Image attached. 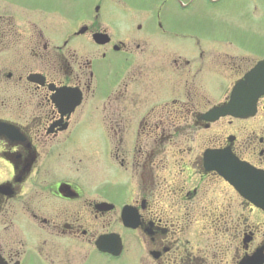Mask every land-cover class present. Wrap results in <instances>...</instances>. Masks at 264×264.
Segmentation results:
<instances>
[{
	"label": "flooded vegetation",
	"instance_id": "obj_1",
	"mask_svg": "<svg viewBox=\"0 0 264 264\" xmlns=\"http://www.w3.org/2000/svg\"><path fill=\"white\" fill-rule=\"evenodd\" d=\"M80 1L0 0V264H239L264 250L258 207L204 160L226 149L264 170V94L231 117H260L241 137L218 129L230 116L205 118L264 58L224 39L226 21L189 17L228 0H115L116 33L105 0L79 16ZM242 7L231 29L264 35V0ZM102 83L101 139L81 140L79 112L96 111Z\"/></svg>",
	"mask_w": 264,
	"mask_h": 264
},
{
	"label": "rangeland",
	"instance_id": "obj_2",
	"mask_svg": "<svg viewBox=\"0 0 264 264\" xmlns=\"http://www.w3.org/2000/svg\"><path fill=\"white\" fill-rule=\"evenodd\" d=\"M136 0H128L130 4H135ZM106 5H103V2L101 4V20L102 22L112 30V32L116 33L119 31V29L125 27V19L123 17V10L120 8V6L115 2V0H105ZM94 3V0H81L79 3V16H81L83 13H85L87 10L90 13H93L92 5ZM227 4L229 7L227 10L223 9H216L215 7H208V6H201L197 10V17L196 16H189L191 19L200 20L206 19L207 27L209 28H218V25L226 21L224 24V29H226L225 34H223V38L227 39L229 41H232L234 45L241 46L244 49H249L253 52L262 51L264 52V35H258L256 33L248 32H241V29L234 30L231 29V25L228 24L227 21H231L233 18H236L237 13L241 12L244 7H242V0H237L235 4L231 2V0H228ZM199 17V18H198ZM234 31L233 33L231 32ZM209 38V36H207ZM206 37V39H208ZM210 39H216L218 36H210ZM220 40V39H219ZM209 41V39L207 40ZM221 41V40H220ZM209 43V42H207ZM211 43V42H210ZM227 82L226 79L220 78L217 79V84L225 83ZM104 84H101V87L98 88V90L95 91V95H98L97 98V106L96 111L90 112V111H80L79 112V119L77 121V128L79 130V138L81 140L85 139L87 135H94V138L96 140L101 139L99 135L101 136L102 129V122L104 121L103 116H101V113L99 112V109L102 107V100H103V92ZM231 119V121L229 120ZM252 119V120H251ZM260 117L250 118V120L246 119H236L231 117H224L222 118L217 124L221 125V128H218L222 131V135L226 136L230 133H235L238 137H241V131L244 126H248L251 124H259L260 123ZM209 123V122H208ZM96 157V156H95ZM95 157L91 158L89 160V172L90 174L94 176L101 175L103 172V158L96 159ZM86 168V164L81 162L80 163V172ZM83 184V182H81ZM222 184L218 185L216 188V191L219 193V190L222 188ZM250 219L253 220L255 223V227L257 229V235L254 237V239H260V232L264 229V213L259 208H256L255 211L251 212ZM196 228L195 232H200ZM193 231L194 229L191 228ZM206 232H208L209 228H205ZM201 233V232H200Z\"/></svg>",
	"mask_w": 264,
	"mask_h": 264
},
{
	"label": "water",
	"instance_id": "obj_3",
	"mask_svg": "<svg viewBox=\"0 0 264 264\" xmlns=\"http://www.w3.org/2000/svg\"><path fill=\"white\" fill-rule=\"evenodd\" d=\"M264 91V60L261 61L250 73L246 75V80H241L237 83L235 91L231 99L224 105L217 107L214 111H211L208 118H216L218 115L231 112L237 115H247L253 113L254 102L257 95ZM247 93L245 97H239ZM243 100L248 101V107H252L250 111H238L234 107L243 106ZM248 109V108H247ZM208 157L214 156V154L208 153ZM228 163V162H227ZM220 159L218 163L213 164V168L218 169L223 173L239 190L241 194L250 198L254 203L264 208V172L253 170L252 168L241 166L240 168L228 169ZM245 173V174H244ZM242 175V178L238 176ZM260 254H256L254 257L248 259L244 264H252L254 260L259 257Z\"/></svg>",
	"mask_w": 264,
	"mask_h": 264
}]
</instances>
